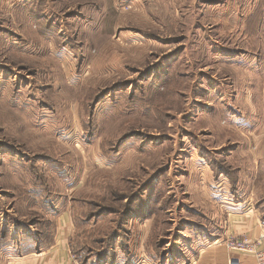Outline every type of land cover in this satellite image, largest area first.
I'll list each match as a JSON object with an SVG mask.
<instances>
[{
  "label": "rangeland",
  "instance_id": "1",
  "mask_svg": "<svg viewBox=\"0 0 264 264\" xmlns=\"http://www.w3.org/2000/svg\"><path fill=\"white\" fill-rule=\"evenodd\" d=\"M252 205L264 0H0L1 249L68 211L77 264H183Z\"/></svg>",
  "mask_w": 264,
  "mask_h": 264
},
{
  "label": "crops",
  "instance_id": "2",
  "mask_svg": "<svg viewBox=\"0 0 264 264\" xmlns=\"http://www.w3.org/2000/svg\"><path fill=\"white\" fill-rule=\"evenodd\" d=\"M223 206L229 208L227 205ZM227 213L222 219L225 227L219 238L201 244L197 253L183 264H258L253 255L230 250L225 239L230 236H250L262 242L263 206L252 205L248 212L236 210ZM54 218L55 225L51 234L44 235L43 238L38 237L33 245L21 248L14 244L9 248H0V264H77L72 248L75 226L71 221V214L68 211H60Z\"/></svg>",
  "mask_w": 264,
  "mask_h": 264
},
{
  "label": "built area",
  "instance_id": "3",
  "mask_svg": "<svg viewBox=\"0 0 264 264\" xmlns=\"http://www.w3.org/2000/svg\"><path fill=\"white\" fill-rule=\"evenodd\" d=\"M227 247L232 251H240L253 255L258 264H264V239L251 238L250 236H230L226 240Z\"/></svg>",
  "mask_w": 264,
  "mask_h": 264
},
{
  "label": "trees",
  "instance_id": "4",
  "mask_svg": "<svg viewBox=\"0 0 264 264\" xmlns=\"http://www.w3.org/2000/svg\"><path fill=\"white\" fill-rule=\"evenodd\" d=\"M57 169H58V172L59 173H61L62 172V177L63 178H68L69 177V173H68V171L66 170V169H64L61 165H59L58 167H56ZM67 181V180H66ZM55 224H53L52 226H51V228H47L46 230H45V232H44V235H46V236H48L49 234H51V232H52V229H53V226H54ZM43 235V236H44ZM43 236H41V238H43ZM74 242H75V238H73V241H72V248H73V244H74ZM73 252H74V249H73ZM75 253V252H74Z\"/></svg>",
  "mask_w": 264,
  "mask_h": 264
}]
</instances>
